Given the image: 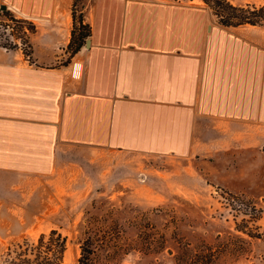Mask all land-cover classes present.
I'll return each mask as SVG.
<instances>
[{"label": "crops", "instance_id": "crops-1", "mask_svg": "<svg viewBox=\"0 0 264 264\" xmlns=\"http://www.w3.org/2000/svg\"><path fill=\"white\" fill-rule=\"evenodd\" d=\"M71 3L0 0L35 29L32 61L0 50V172L51 175L71 148L187 159L216 122L264 123V29L196 0H89L62 64Z\"/></svg>", "mask_w": 264, "mask_h": 264}, {"label": "rangeland", "instance_id": "rangeland-1", "mask_svg": "<svg viewBox=\"0 0 264 264\" xmlns=\"http://www.w3.org/2000/svg\"><path fill=\"white\" fill-rule=\"evenodd\" d=\"M88 1L77 0V9ZM227 1L264 7V0ZM8 11L24 23L0 17V50L27 57L34 24ZM69 25L71 31V18ZM61 54L62 64L69 63L67 46ZM61 156L51 175L0 172V264L10 246L50 230L66 239L61 264H77L87 236L95 264H174L178 245L192 250L236 238L243 241L241 254L225 264H264V123L216 122L215 132L201 134L200 148L187 159L78 148ZM156 210L143 237L152 250H139L140 220ZM114 216L121 217L118 236L105 240L99 230L112 227Z\"/></svg>", "mask_w": 264, "mask_h": 264}, {"label": "trees", "instance_id": "trees-1", "mask_svg": "<svg viewBox=\"0 0 264 264\" xmlns=\"http://www.w3.org/2000/svg\"><path fill=\"white\" fill-rule=\"evenodd\" d=\"M201 1L205 6H207L217 25L223 28L235 29L245 25L264 28V7L257 8L251 5L233 6L227 0ZM83 8L80 7L78 10L77 0L72 1L70 14V40L67 45V53L69 58H72L84 48L85 42L89 37V26L84 23ZM0 17L6 21L14 22L17 25L24 23L23 21L16 20L8 10H0ZM28 31H31V27L28 28ZM24 54L29 58L31 56V50ZM240 208H246V206L243 207L242 205L241 207L240 205ZM122 210L126 212V207H124ZM158 215L159 211L156 210L151 214L143 216V218L140 220V230L137 234V237L140 239V247L138 248L139 250H152V244L149 243V241L143 239V237L145 234H147L146 232L148 229L151 230L153 228V226L149 225L150 221L157 219ZM106 218L107 215L102 217L103 221ZM120 221V216H114V225L112 227L105 226L104 229L99 230L104 232L105 240L111 236H113L111 239L118 236V233L116 234V229L120 227L118 224ZM90 228L96 227L91 225ZM110 233L115 234L111 235ZM174 239L171 240L175 241ZM242 246L243 241L241 238H236L232 243H230L228 240L224 241L222 239L214 246L201 243L199 246H197V248L192 250H189L187 247H185V250H182L178 245V255L174 258V264H225L227 260H231L232 256H239L241 254ZM65 250V237H62L61 234L56 230H50L48 234H40L36 240L24 239L22 242L10 246L6 251L1 264H61ZM93 255L94 244L92 243L91 238L87 236L81 242V255L77 264H95Z\"/></svg>", "mask_w": 264, "mask_h": 264}, {"label": "water", "instance_id": "water-1", "mask_svg": "<svg viewBox=\"0 0 264 264\" xmlns=\"http://www.w3.org/2000/svg\"><path fill=\"white\" fill-rule=\"evenodd\" d=\"M0 10L1 11H5L6 9H5V7L4 6H0ZM88 45V40H86V42H85V47Z\"/></svg>", "mask_w": 264, "mask_h": 264}, {"label": "built area", "instance_id": "built-area-1", "mask_svg": "<svg viewBox=\"0 0 264 264\" xmlns=\"http://www.w3.org/2000/svg\"><path fill=\"white\" fill-rule=\"evenodd\" d=\"M79 67H80V64H79V63H78V64H74V65H73V69H74V70H77V69H79Z\"/></svg>", "mask_w": 264, "mask_h": 264}]
</instances>
